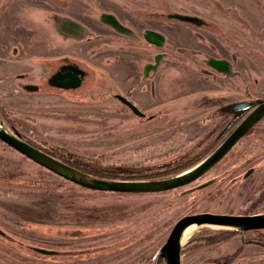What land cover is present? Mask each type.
I'll list each match as a JSON object with an SVG mask.
<instances>
[{
  "label": "rangeland",
  "instance_id": "1",
  "mask_svg": "<svg viewBox=\"0 0 264 264\" xmlns=\"http://www.w3.org/2000/svg\"><path fill=\"white\" fill-rule=\"evenodd\" d=\"M62 66L84 73L78 88L47 84ZM258 99L264 0H0V106L16 125L6 130L85 166L171 177L235 128L246 112L233 105ZM204 212L264 213V119L200 178L160 193L85 189L0 141V229L15 240L0 242V264H165L172 226ZM254 242L264 230L197 227L181 264H264Z\"/></svg>",
  "mask_w": 264,
  "mask_h": 264
},
{
  "label": "water",
  "instance_id": "2",
  "mask_svg": "<svg viewBox=\"0 0 264 264\" xmlns=\"http://www.w3.org/2000/svg\"><path fill=\"white\" fill-rule=\"evenodd\" d=\"M172 18L177 21L200 26L197 21L198 19L195 17L175 15ZM213 65L219 69H226L227 67L225 62L217 60L213 61ZM82 74L83 72L77 67H70L66 72H60L50 76L47 82L51 86L62 90L75 89L81 84L80 76ZM115 98L124 104L135 116L140 118L145 116L144 113L125 97L116 95ZM232 108L236 112H246L247 114L207 157L194 167L178 175L157 180L127 181L95 178L22 141L15 131L11 132L3 128L1 121L0 141L36 165L85 189L122 194L160 193L184 187L200 178L264 118V99H258L253 102H240L233 105ZM151 118L149 117V119ZM250 172L248 171L244 176L247 177ZM192 224L226 227L236 232L259 231L264 230V213L255 215H231L204 212L181 217L172 226L165 242L158 250L159 258L163 259L165 264H181L180 238L183 231ZM40 252L46 253L43 250H40Z\"/></svg>",
  "mask_w": 264,
  "mask_h": 264
},
{
  "label": "trees",
  "instance_id": "3",
  "mask_svg": "<svg viewBox=\"0 0 264 264\" xmlns=\"http://www.w3.org/2000/svg\"><path fill=\"white\" fill-rule=\"evenodd\" d=\"M0 121L5 129L8 128H16V125L11 120V115L4 111L3 107L0 106ZM238 123V122H237ZM236 126V124H235ZM22 141L29 143L35 148L49 154L50 156L66 163L69 166H72L82 172H85L95 178L104 179V180H127V181H148V180H157L160 179V174L147 173L146 171H137L136 173L130 171H119L118 174H109L104 170H97L91 167L85 166L83 163L73 155L64 153L65 151L60 152L59 150H50L47 148H39L40 146L32 140V138L28 135L27 132H19L18 136ZM204 158L196 157L194 159H190L186 162L178 163L175 167L165 172L166 176H164V172H162V176H175L178 175L195 165H197ZM237 234H242V232H236ZM157 257L159 258L158 252ZM160 259V258H159ZM163 260V259H160Z\"/></svg>",
  "mask_w": 264,
  "mask_h": 264
},
{
  "label": "flooded vegetation",
  "instance_id": "4",
  "mask_svg": "<svg viewBox=\"0 0 264 264\" xmlns=\"http://www.w3.org/2000/svg\"><path fill=\"white\" fill-rule=\"evenodd\" d=\"M195 18H197L198 19V17H195ZM198 21V23H199V25L201 26V25H203L204 24V22H203V20H201V19H198L197 20ZM197 26V25H196ZM70 67H76V66H62V67H60V69L58 70V71H56L55 73H53V74H51L50 76H52V75H54V74H56V73H63V72H66L67 71V69L68 68H70ZM49 76V77H50ZM84 76V73L82 74V76H80V78L82 79V77ZM48 80V79H47ZM47 84L49 85V86H51L48 82H47ZM81 85V84H80ZM79 85V86H80ZM78 86V87H79ZM51 87H53V88H56V87H54V86H51ZM77 87V88H78ZM56 89H59V88H56ZM76 89V88H75ZM62 90V89H61ZM70 90H73V89H70ZM70 90H68V91H70ZM247 113H245V115H246ZM264 119V118H263ZM262 119V120H263ZM242 120V119H241ZM239 123V122H238ZM238 123L236 124V126L238 125ZM235 126V127H236ZM10 148V147H9ZM12 149V148H11ZM13 150V149H12ZM14 152H16L15 150H13ZM16 153H18V152H16ZM19 154V153H18ZM19 155H21V154H19ZM22 156V155H21ZM243 233V232H242ZM10 239H13V237H11V234L10 233H6L5 231H3V230H1L0 229V242H5V241H7V242H15V240H10ZM254 243H257V245H260V246H264V243H262V242H254ZM40 250H44L46 253H42V252H40ZM32 251H34V252H38V253H40V254H44V255H49V256H53L54 254H51L52 253V251L50 250H46V249H43V248H33L32 249ZM78 252H86V251H84V250H77ZM91 254H84L82 257H84V258H87V257H89ZM28 256H30V255H28ZM75 256H81V255H79V254H77V255H75ZM78 259L80 258V257H77ZM28 264H29V262H28Z\"/></svg>",
  "mask_w": 264,
  "mask_h": 264
},
{
  "label": "bare ground",
  "instance_id": "5",
  "mask_svg": "<svg viewBox=\"0 0 264 264\" xmlns=\"http://www.w3.org/2000/svg\"><path fill=\"white\" fill-rule=\"evenodd\" d=\"M201 226H211V227H218V226H212V225H207V224H203V225H196V224H192L189 225L182 233L181 238H180V244L182 246V244L184 242H187L189 240H191L195 234V230L197 229V227H201ZM220 228H225L226 230H232L231 228H226V227H220Z\"/></svg>",
  "mask_w": 264,
  "mask_h": 264
},
{
  "label": "crops",
  "instance_id": "6",
  "mask_svg": "<svg viewBox=\"0 0 264 264\" xmlns=\"http://www.w3.org/2000/svg\"><path fill=\"white\" fill-rule=\"evenodd\" d=\"M251 245H253V244H249V245H247V247H248V246H251ZM245 250H246V249H244V251H245Z\"/></svg>",
  "mask_w": 264,
  "mask_h": 264
}]
</instances>
